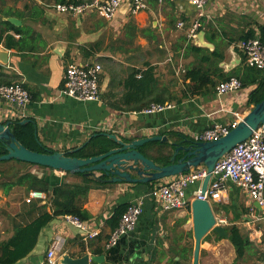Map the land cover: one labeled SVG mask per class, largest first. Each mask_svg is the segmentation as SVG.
Wrapping results in <instances>:
<instances>
[{"label": "crops", "instance_id": "obj_1", "mask_svg": "<svg viewBox=\"0 0 264 264\" xmlns=\"http://www.w3.org/2000/svg\"><path fill=\"white\" fill-rule=\"evenodd\" d=\"M32 1H36L44 10L39 20L23 21L17 16L11 17L28 26L29 22L37 26V29L30 27L42 34L43 48L38 52L19 54L0 44V58H4L3 52L8 54V63L0 60V65L7 74L19 77L26 85L31 102L26 111L27 116L21 119L16 107L0 101V122H34L38 141L48 150L72 151L82 147L95 133L101 132L114 134L124 141L165 136L168 141L144 149L145 154L156 161L159 145L171 146V152H174L172 143L187 140L183 145H190L192 141L197 142L195 137L207 128L236 120L240 122L254 107L248 105V100L256 85L219 95L217 86L222 79L213 74L218 64L221 70L218 74L229 76L239 72L244 77L246 57L238 47L241 42L239 39L244 32L254 30L259 33V26H264V0H208L203 28L192 43L211 52L218 49L222 60L213 64H202L196 56L185 60L183 51L180 53L178 50L185 45L181 35L187 36L188 29H178L173 19L178 20V24L184 18L185 23L189 24L196 18L195 8L187 0H163L162 3L159 0H146L149 8L137 15L130 14L127 1L113 20H106L96 11L78 17L60 14L54 9L55 3L46 5L43 0H0V22L9 18L5 16L6 12L28 15L25 6ZM79 1L91 3L94 0ZM131 19L138 28L133 39L124 37L126 25ZM1 29L0 25V32ZM183 61L186 66L192 63L209 71L216 86L205 84L201 88L198 83L185 81L183 74L177 73L179 65L185 67ZM86 63L103 66L102 97L99 102H80L61 93L67 67ZM151 69L157 79L156 85L129 87L132 74L141 79L142 73ZM152 99L163 101L166 108L155 114H144ZM152 102L156 104V100ZM174 133L185 138L171 136ZM41 174L49 176L50 180L80 182L68 176V173L51 168L44 169ZM178 176L137 185L109 183L106 181L108 177H104L100 183L94 184L84 203V208L93 216L87 225L92 230H98L99 235L86 242L76 225L66 217H58L44 228L33 252L17 264H41L58 236L64 241L63 249L58 254L59 261L66 254H74L75 258L89 254L91 258H99V262L91 264H167L171 258L192 264L194 249L191 251L190 242L194 235L191 233V204L202 183L187 189L189 204L182 210H163L161 203L151 193ZM228 185V200L219 204L228 206V210L234 208V220H238L242 215V199L247 204L249 202L250 207L255 205L232 182ZM28 197L29 194L20 187L15 188L9 196L0 190V215L3 217L2 223L6 225L5 230L0 228L2 240L13 235L15 225L26 224L40 214V210L29 214L26 211L28 204L35 203L39 207L49 205L48 201L39 200L28 203ZM140 201L143 202L144 212L135 230L108 249L104 238L108 239L112 230L107 221L117 209ZM47 210H51L50 206ZM246 214L243 215L246 217L245 224L251 231L248 235L257 245H261L260 249L264 252V223L253 221L250 211ZM235 223L233 221L232 224ZM218 224L221 225L219 221ZM257 225L261 227L257 228ZM206 237L202 241L200 264H225L228 260L229 264L234 262L236 252L227 238L220 237L222 239L216 241L207 240ZM223 246L231 248L228 256L222 253ZM91 249H102L103 252L93 253ZM259 264H264V260Z\"/></svg>", "mask_w": 264, "mask_h": 264}, {"label": "trees", "instance_id": "obj_2", "mask_svg": "<svg viewBox=\"0 0 264 264\" xmlns=\"http://www.w3.org/2000/svg\"><path fill=\"white\" fill-rule=\"evenodd\" d=\"M46 5L59 4V3H80L79 0H43ZM48 2V3H46ZM25 11H28L29 14L25 15L24 13H11L6 12L5 16H17L20 19L37 21L44 14V10L41 8L36 1H32L30 4L25 6ZM196 11V10H195ZM177 21L175 18L173 22L177 27ZM184 21V18H183ZM186 22V21H184ZM203 22V21H202ZM192 23L185 25L183 30L190 28ZM0 25L2 26L0 32V44H2L8 50H15L17 53L22 54L26 52H38L43 48V36L39 32L35 31L32 27L24 24L21 27H16L9 21H1ZM138 30L135 21L131 19L126 25V31L124 32V37H129L133 39ZM13 33V34H12ZM256 36L260 37L261 41L264 43V26H259V33L254 30H249L244 32L240 37V41L247 40L250 38H255ZM185 45L180 47L178 50L182 52V56L185 60L190 59L192 56L199 58L200 63L202 64H213L222 60V55L215 49L214 51H209V49L201 48L192 43L189 40L188 35L184 36L183 39ZM214 76L222 79V81L228 80L231 77L238 78L243 87L256 85V88L251 92L248 100L249 106H256L264 99V70H258L251 67H245L244 77L240 76L239 72H234L229 76L218 74L221 72L219 65L214 67ZM184 80H191V83L199 84L202 88L205 84H211L212 87H215L216 83L211 77L209 71H205L200 66H195L194 64H189L186 67H183ZM141 79L136 77V74H132L128 82L129 87H144L150 84L156 85L157 79L154 78L153 70L146 71L142 73ZM19 77H11L5 72V68L0 65V85H9L12 83H21L22 86L28 90L25 84H23ZM221 81V82H222ZM197 88V85L195 86ZM29 91V90H28ZM30 93V92H29ZM194 94V93H193ZM184 97H188L185 94ZM130 99V97L128 96ZM153 100H156L155 105H163L164 102L158 99H152L148 103V109L153 104ZM147 105V104H145ZM11 129L16 136L17 140L26 148L37 151L40 153L55 152L48 150L43 145L40 144L37 137L36 125L34 122L22 123V121H15L10 123ZM181 139H184L185 136L181 134H171ZM156 144V143H155ZM155 144H152L154 146ZM159 145V144H158ZM114 143L110 140L104 133H95L94 137L86 144L82 149L77 151L74 154H70L73 157H78L80 159H87L94 156L101 155L111 148H113ZM144 149L141 151L144 152ZM173 148L167 145H159L158 151L160 155L156 158V162L161 165L170 164V156L168 155ZM6 144L3 140L0 139V156L7 154ZM68 153V152H67ZM145 153V152H144ZM163 153V154H162ZM164 153H167L165 155ZM1 165L5 164H15L26 167L25 170H20L13 172V169H0V190L3 194L9 196L11 192L17 188H23L27 194L32 191H41L47 194L48 204L38 206L37 204H28L26 209L29 214L34 211L40 210V214L30 222L26 224H19L14 226L13 235L6 240L1 239L0 234V264H17L19 261L27 258L35 249L39 237L48 225L53 222L54 219L58 217L72 216L79 218L82 222L88 223L92 219V215L84 208V203L87 199V196L90 190L93 188L94 184L100 183L92 177H89L85 174L77 173L70 174L75 179H78L80 182L75 183L68 180L53 179L50 180V177L47 175H42L40 169H49L48 167H43L39 165H34L31 163H26L18 160L11 161H0ZM30 168V169H29ZM34 168V170H32ZM29 169V170H28ZM220 205V204H219ZM50 206L51 210L48 211L47 208ZM128 205L123 206L115 211V214L107 221V225L113 231L120 223V220L125 213ZM220 207V206H219ZM223 209L228 211V206L222 205ZM31 212V213H30ZM237 219L239 216H235ZM227 238L230 243L233 245L236 258L232 264H259L264 260V252L261 251V245H257L251 236L242 232V230L236 224H230L226 226ZM216 239L220 240L217 233H214ZM209 236V235H208ZM207 236V237H208ZM206 237V238H207ZM109 238H104L106 243ZM92 244H89L91 248ZM93 253H101L102 249H91ZM86 252V248H84ZM193 254V253H192ZM82 255H80L81 257ZM71 257L75 258L74 254H71ZM167 264H187L182 259L175 260L171 258Z\"/></svg>", "mask_w": 264, "mask_h": 264}, {"label": "built area", "instance_id": "obj_3", "mask_svg": "<svg viewBox=\"0 0 264 264\" xmlns=\"http://www.w3.org/2000/svg\"><path fill=\"white\" fill-rule=\"evenodd\" d=\"M127 1L131 3V15H137L149 8L146 0H94L91 3H59L54 5V9L60 14H69L75 17L96 11L106 20H113ZM159 2L162 3L163 0H159ZM187 2L196 10V18L188 29V38L194 41L203 28L202 21L205 18L208 0H187ZM185 25V22L180 21L177 28L184 29ZM238 47L245 54L248 67L264 70V43L260 37L242 40ZM101 72L102 66L99 63L70 65L65 71L62 95L80 102H99L102 97ZM184 72L183 65H179L177 73L183 74ZM242 87L238 78L231 77L218 84L217 92L219 95H223L236 92ZM3 100L19 110L21 119L27 116L26 111L31 102V95L21 83L0 85V101ZM166 106L154 104L143 113L150 115L162 112ZM238 120H240L239 117ZM238 123L239 121L236 120L226 125L215 124L199 133L195 140L197 142L218 140L229 134ZM207 175L206 167L192 169L153 190L152 196L161 203L165 211L185 209L189 204L187 189L191 185L202 183ZM229 182L241 189L253 204L260 205L261 210L253 205L250 207V216L253 221L264 223V125L254 131L248 140L237 145L217 162L205 195L202 196L200 188L195 192V198L208 200L210 203H226L229 196ZM33 200L48 201V196L41 191H32L29 193L27 202L31 203ZM143 212L142 201L130 204L117 228L111 232L106 247L110 249L116 246L120 239L133 232ZM65 217L80 229L84 241L88 242L99 235L98 230H92L87 225L88 223L82 222L79 218ZM63 246L64 241L58 236L41 264H60L58 254L62 251Z\"/></svg>", "mask_w": 264, "mask_h": 264}, {"label": "water", "instance_id": "obj_4", "mask_svg": "<svg viewBox=\"0 0 264 264\" xmlns=\"http://www.w3.org/2000/svg\"><path fill=\"white\" fill-rule=\"evenodd\" d=\"M130 4V1H128L129 7ZM7 21L16 27H21L23 24L21 20L15 17H9ZM3 54L4 58H0V60L7 64L8 54L7 52H3ZM262 125H264V99L253 107L250 113L238 123L236 128L218 140L210 142L192 141L190 145H183L184 141L188 142L187 140L172 143L171 145L175 149L174 152L168 154L170 156V164L161 165L150 159L141 149L152 148V144L168 141L165 136L155 135L124 141L114 134H105L114 141L115 147L101 155L80 159L70 154L82 149L91 139L82 147L68 153L59 151L40 153L23 146L14 135L9 122H0V139L5 142L8 152L0 156V161L18 160L65 173L85 174L98 181L108 177L106 181L109 183H128L132 185L153 183L168 177L181 175L203 165L208 172L201 186L202 196H204L217 162L237 145L248 140L253 132ZM156 153L160 155L157 150ZM164 154L167 155V153ZM254 205L261 210L258 203H254ZM191 209L195 239L192 264H200L204 238L211 232L217 233L219 237H227V233L226 227L218 224L212 205L208 200L195 198L192 201ZM60 261L61 264H91L92 262H99V258H91L89 254L73 258L66 254L62 256Z\"/></svg>", "mask_w": 264, "mask_h": 264}, {"label": "rangeland", "instance_id": "obj_5", "mask_svg": "<svg viewBox=\"0 0 264 264\" xmlns=\"http://www.w3.org/2000/svg\"><path fill=\"white\" fill-rule=\"evenodd\" d=\"M29 25L32 26V27H35L37 29V26L33 25V23L29 22ZM181 36L184 37V35H181ZM183 64L186 67V62L185 61H183ZM102 71L103 72H101V74L102 73L104 74V69L103 68H102ZM101 76H103V75H101ZM0 169H2V170L13 169V172H16V171H20V170L21 171L25 170L26 167L20 166V165H15V164H5V165H1L0 164ZM35 169L39 170L40 173L44 171V169H40V168H35ZM32 170H34V168H32ZM246 200H248V199L246 198ZM211 204H212V208H213V210L215 212V216H217V218H219V220H217V221H219V223L221 225L226 227V226L232 224L233 221H234V222H236L235 224L242 230L243 233H245V234H250L251 233V231L247 228V226L245 224L246 217L243 216V215H245L246 213H248L250 211V205L251 204H249V202L247 204V201H245V199H242V206H241L242 207V210H241L242 215L240 216V219H238V220H234V214H235L234 208H231L230 210L227 211V210L223 209V207L221 205H219V203H211ZM240 204H241V202H240ZM2 212H3V210H2ZM3 216L6 217L7 215L4 213ZM192 219L193 218L191 217L190 218V222L192 223V228H193V220ZM223 219L225 221L223 223H221V221ZM2 220H3V217L0 215V228L5 230L6 229V225L4 223H2ZM256 227L258 228V227H261V226L257 225ZM191 233L193 235V231H191ZM206 239L207 240L208 239L209 240H216V241L218 240V239H216V236L214 235V232L211 233ZM190 248H191V251L194 249V239H193V237H192V241L190 242ZM221 251H222L223 254L228 256V254L231 253V248H229V246L228 247L227 246H223L221 248ZM229 261L230 260H228V262H226L225 264H229Z\"/></svg>", "mask_w": 264, "mask_h": 264}]
</instances>
